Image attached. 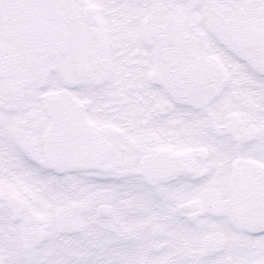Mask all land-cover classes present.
Listing matches in <instances>:
<instances>
[{
    "label": "snow or ice",
    "instance_id": "6c2138e0",
    "mask_svg": "<svg viewBox=\"0 0 264 264\" xmlns=\"http://www.w3.org/2000/svg\"><path fill=\"white\" fill-rule=\"evenodd\" d=\"M0 264H264V0H0Z\"/></svg>",
    "mask_w": 264,
    "mask_h": 264
}]
</instances>
